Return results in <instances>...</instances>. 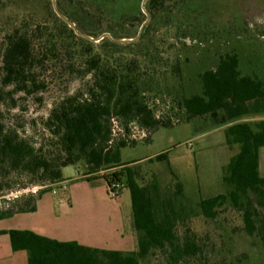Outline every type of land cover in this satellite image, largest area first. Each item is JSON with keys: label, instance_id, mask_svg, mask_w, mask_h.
<instances>
[{"label": "trees", "instance_id": "16d2710c", "mask_svg": "<svg viewBox=\"0 0 264 264\" xmlns=\"http://www.w3.org/2000/svg\"><path fill=\"white\" fill-rule=\"evenodd\" d=\"M172 1V3H168ZM61 14L80 33L99 38L100 45L77 35L53 12L26 7L6 28L1 43L0 102L19 108L17 96L44 101L52 87L80 79L83 87L57 100L43 119V140L37 145L19 128L7 125L0 113V193L39 187L35 194L16 199L0 211V221L38 210V203L52 187L65 182L63 170L84 163L89 183L103 179L110 191L115 184L131 193L137 248L134 252L102 250L78 242H60L29 230L1 231L10 237L13 252L25 251L28 264H226L205 253L204 239L191 228L193 218L216 220L226 205L240 212L248 236H261L264 245V178L260 152L264 148V120L242 121L264 115V80L241 71L240 56H221L215 68L198 74L201 87L189 94L184 86L180 57L169 76L155 41V25L175 30L183 40L204 42L211 26L205 19L208 0H71ZM141 38L122 43L115 40ZM97 24L106 25L99 30ZM203 36V37H202ZM165 67H164V66ZM179 82L177 85L176 83ZM6 89L9 91L5 92ZM209 118L213 127L227 126L226 143L237 146L224 168L226 194L194 203L183 187L161 188L154 176L143 184L137 162L124 164L121 150L134 146L137 126L147 133L143 141L162 128ZM114 121L122 132L115 135ZM158 162L169 161L161 154ZM153 162V159L150 160ZM114 172L106 174L109 170ZM104 173V175H101ZM174 174V173H173ZM259 207V208H258Z\"/></svg>", "mask_w": 264, "mask_h": 264}, {"label": "rangeland", "instance_id": "374dc122", "mask_svg": "<svg viewBox=\"0 0 264 264\" xmlns=\"http://www.w3.org/2000/svg\"><path fill=\"white\" fill-rule=\"evenodd\" d=\"M61 3L65 9L72 6L71 0H0V66L1 43L6 28L21 17L22 10L26 7H37L49 15L52 12L57 15L55 8L59 10ZM208 8L205 19L211 28L204 42L186 40L184 45L183 40L175 36V30L158 25L150 29L149 37L155 41L150 47H158L169 76L176 58L180 57L184 70V86L189 94H193L201 87L199 73L215 68L221 56L238 53L241 71L255 74L264 80V0H208ZM143 12L146 17L150 15L147 10ZM97 28L104 31L106 25L97 24ZM83 34L100 45L103 35L95 39L89 33ZM83 83L80 79H74L65 86L52 87L43 95L42 103L34 98L24 100L19 95V108L10 111L0 102V113L7 125L19 128L23 135L39 145L46 134L42 121L49 116L54 103L67 94H74L83 87ZM178 83L176 84L179 85ZM7 91L9 89L5 90ZM208 119L196 118L191 122L175 124L172 128H162L151 135L150 141L140 139L136 145L123 148L121 161L124 164L137 162L135 167L140 168L145 185L155 176L161 188L182 186L184 196L194 203V207L200 199L226 194L230 186L223 180L224 168L233 154L226 144L225 131H214L212 121ZM200 134H203L202 138ZM161 154H168L169 161H156V157ZM151 159L153 162H150ZM114 171L115 169L109 170L106 174ZM63 173L66 180L64 185L53 186V191L48 194L55 199L57 216L64 218L62 228L69 231L67 238H77L92 248L102 250H130L134 248L133 242H130L134 238L132 241H135L137 248L130 191L119 190V197H113L103 179L94 183L83 180L86 173L84 163L69 166ZM87 187L92 189L91 193L86 191ZM39 190V187L20 189L19 186H14L11 190L0 193V211L7 209L16 199L35 194ZM62 200L69 206L75 205V213L81 211V215L76 218L72 217L75 213L63 214L60 205ZM260 210V218L264 220V209ZM112 215V223L115 224L109 229L105 224ZM19 219L24 223L28 221L27 216ZM76 219L79 221L75 222ZM14 221L8 220L4 225H10ZM191 228L204 239L205 253L213 261L226 264H264L261 236H248L244 231L242 214L230 205L220 210L216 220H206L202 216L193 218ZM116 231L126 235L129 239L127 245L113 243L114 238L110 237L116 235ZM93 236L97 238V242L87 243ZM109 239L113 240L110 242ZM149 264L163 263L159 257Z\"/></svg>", "mask_w": 264, "mask_h": 264}, {"label": "crops", "instance_id": "0c3cea01", "mask_svg": "<svg viewBox=\"0 0 264 264\" xmlns=\"http://www.w3.org/2000/svg\"><path fill=\"white\" fill-rule=\"evenodd\" d=\"M264 120V115L260 116H252L247 119H243L242 121H247V122H258ZM227 126H221V127H214L213 130L215 129H220V130H226ZM200 138H202L203 134H200ZM227 144V143H226ZM228 146V145H227ZM229 147V146H228ZM230 148V147H229ZM231 153L233 154L230 158L238 154L239 148L237 146L230 148ZM231 160V159H230ZM230 162V161H229ZM229 162L226 164V166L229 164ZM260 174L264 178V148L261 149L260 152ZM66 182V181H65ZM64 182L59 184V186H63ZM86 191H89L90 193L92 192V189L90 187L86 188ZM61 208L63 209V214L64 213H75V205L69 206L64 201H60ZM73 203V202H72ZM56 202L55 199L52 195L50 194H45L42 199L38 203V210L35 213L31 214H19L16 215L12 218L0 221V232L1 231H10V230H29L33 231L39 235L58 240L60 242H78L79 244L83 245L80 240L77 238H67L68 237V232L63 230L62 226L64 225V218L63 216H57L56 214ZM79 208V207H78ZM118 210V209H115ZM67 211V212H66ZM81 211H78L77 214L73 215L72 217L78 218L79 214L81 215ZM21 216H27V220L25 223L19 219ZM71 217V218H72ZM114 216L112 215L108 219V223L105 225L109 227V229H112V223ZM8 220H15L14 223H11L10 225H4L6 224ZM70 220V218H69ZM25 221V220H24ZM71 221V220H70ZM79 220L76 219L75 222H78ZM22 222V223H21ZM70 223V222H68ZM13 224V225H12ZM67 224V223H66ZM114 242L113 243H122L124 245H127L129 243V239H127L126 235L119 234L118 231H116V235H113ZM110 242L113 239H109ZM134 238H131V243L133 242L134 248H123L121 250H112V251H121V252H134L136 251V244ZM0 242H2V245L0 244V264H28V254L25 251H20V252H13L12 247H11V242H10V237L8 235H1L0 236ZM87 242V241H86ZM94 243L97 242V238L90 237L89 241L87 243ZM83 246L90 247L88 244H84ZM92 248V247H91Z\"/></svg>", "mask_w": 264, "mask_h": 264}, {"label": "water", "instance_id": "95a60500", "mask_svg": "<svg viewBox=\"0 0 264 264\" xmlns=\"http://www.w3.org/2000/svg\"><path fill=\"white\" fill-rule=\"evenodd\" d=\"M147 1H149V0H144V2H143V6L146 4V2ZM55 11H56V13H57V15L59 16V17H61L69 26H70V28H72L76 33H77V35H79V36H82V37H85V38H88V36H86V35H84V34H82V33H80L79 31H78V29H77V26L74 24V23H72L71 21H69L66 17H64L61 13H60V11L57 9V8H55ZM150 15H148L147 16V21L144 23V25L142 26V28H141V30H140V32H139V34H138V36H137V38H135V39H124V40H115L114 39V41H116V42H122V43H129V42H135V41H137V40H139L140 38H141V34H142V32H143V29H144V27H145V25L150 21ZM106 37H111L109 34H104L102 37H101V40H103L104 38H106Z\"/></svg>", "mask_w": 264, "mask_h": 264}, {"label": "built area", "instance_id": "2783aa9c", "mask_svg": "<svg viewBox=\"0 0 264 264\" xmlns=\"http://www.w3.org/2000/svg\"><path fill=\"white\" fill-rule=\"evenodd\" d=\"M122 132L118 122L114 121V133L115 135ZM147 133L145 131L140 130L137 126H134L133 128V135H132V139H136V140H140V139H144L146 138ZM121 186L119 184H115L112 187V191L111 194L113 197H119V190H120Z\"/></svg>", "mask_w": 264, "mask_h": 264}]
</instances>
